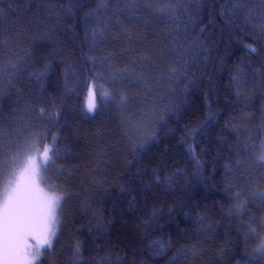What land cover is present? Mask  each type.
I'll return each mask as SVG.
<instances>
[{
    "label": "trees",
    "instance_id": "16d2710c",
    "mask_svg": "<svg viewBox=\"0 0 264 264\" xmlns=\"http://www.w3.org/2000/svg\"><path fill=\"white\" fill-rule=\"evenodd\" d=\"M32 133L65 194L39 264H264V0H0L3 155Z\"/></svg>",
    "mask_w": 264,
    "mask_h": 264
},
{
    "label": "snow or ice",
    "instance_id": "6c2138e0",
    "mask_svg": "<svg viewBox=\"0 0 264 264\" xmlns=\"http://www.w3.org/2000/svg\"><path fill=\"white\" fill-rule=\"evenodd\" d=\"M158 11L163 12L164 9ZM249 51L255 53L256 49L249 46ZM123 74L130 75L129 70L124 69ZM115 78L114 73L107 80ZM94 79L106 81L103 75ZM103 88V83L88 85V112L96 109L97 91L101 92V99L110 98V93ZM126 99L121 95L118 103L123 106ZM47 138L46 135L32 133L17 144L15 151L9 149L6 156L0 143V178L4 180L0 191V264H36L43 255L42 249L49 251L53 247L60 222L58 210L65 194L49 183L50 177L46 175L56 165L58 155V138L53 135L51 144L44 143ZM257 149L259 154L255 155ZM251 152L255 161L264 167V141L252 144ZM42 184L48 185L49 190H45ZM239 197L238 193L236 198ZM238 207H243V202ZM255 252L264 255V239ZM76 254H79V245Z\"/></svg>",
    "mask_w": 264,
    "mask_h": 264
},
{
    "label": "rangeland",
    "instance_id": "374dc122",
    "mask_svg": "<svg viewBox=\"0 0 264 264\" xmlns=\"http://www.w3.org/2000/svg\"><path fill=\"white\" fill-rule=\"evenodd\" d=\"M99 93H100V95H101V92H99ZM106 99H107V98H106ZM262 141H264V138L262 139ZM262 141H261V142H262ZM258 154H259V149H258L256 155H258ZM255 162H256V161H255ZM256 163H257V162H256ZM261 179L263 180V184H264V167H261ZM44 188H45V187H44ZM45 190H49L48 187H46ZM259 196H262V197L264 198V191L262 192V194L259 193ZM58 214H59V219L61 220V218H62V209H61V208L58 210ZM57 228H58V225H57ZM261 230H262V232H261V235H260V237H259V243L261 242V239H264V215H263V217L261 218ZM36 264H39V260L36 261Z\"/></svg>",
    "mask_w": 264,
    "mask_h": 264
}]
</instances>
